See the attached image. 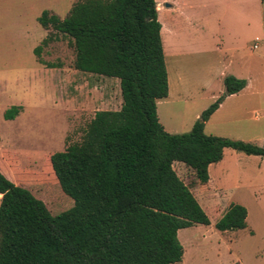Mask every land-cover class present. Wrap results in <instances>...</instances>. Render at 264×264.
<instances>
[{
  "label": "trees",
  "instance_id": "obj_1",
  "mask_svg": "<svg viewBox=\"0 0 264 264\" xmlns=\"http://www.w3.org/2000/svg\"><path fill=\"white\" fill-rule=\"evenodd\" d=\"M38 21L74 40L76 69L118 78L123 104L119 112L97 113L81 143L50 156L67 210L63 204L52 213L43 199L0 173V264L181 263L179 231L211 221L174 163L206 185L210 167L227 149L264 159V148L205 133L224 100L247 82L225 77L224 94L192 129L170 134L157 112L169 96V76L156 0H84L64 20L44 12ZM40 53L38 47L43 64ZM18 114L13 107L5 117ZM247 218V209L232 203L215 228L244 230Z\"/></svg>",
  "mask_w": 264,
  "mask_h": 264
},
{
  "label": "rangeland",
  "instance_id": "obj_2",
  "mask_svg": "<svg viewBox=\"0 0 264 264\" xmlns=\"http://www.w3.org/2000/svg\"><path fill=\"white\" fill-rule=\"evenodd\" d=\"M81 1L0 0V173L43 199L52 213L68 205L49 166L50 156L81 143L97 113L119 112L123 104L118 78L76 69L74 40L38 21L44 12L64 20ZM156 2L173 88L177 81L192 88L216 76L215 91L225 90L227 76L247 82L235 98L224 100L206 135L264 148V2ZM42 28L45 71L31 51ZM209 97L193 103L178 99L170 112L177 129L168 130L188 133L193 114ZM13 107L21 108L18 116L6 119ZM173 167L211 221L210 226L179 231L184 257L178 264H264V159L227 149L224 160L210 168L206 185L184 164ZM232 203L247 209V228L219 232L215 225Z\"/></svg>",
  "mask_w": 264,
  "mask_h": 264
},
{
  "label": "crops",
  "instance_id": "obj_3",
  "mask_svg": "<svg viewBox=\"0 0 264 264\" xmlns=\"http://www.w3.org/2000/svg\"><path fill=\"white\" fill-rule=\"evenodd\" d=\"M178 11L181 12L182 9H179ZM180 18H183V16ZM44 37H45V30L43 29V31H41V35H39V38L37 39L36 44H34L31 48V51L33 53H35V50L40 46V43L44 40ZM39 66L44 71L46 70L44 65L42 63H40V61H39ZM50 70H52V69H47V71H50ZM219 79L220 78H218V76H216V79L213 77H210V78L208 77V78L204 79L202 82L198 83L199 85H196V87L192 86V88L185 87V85L183 83L178 84V81H177V85L173 88L172 83L169 80V96L167 99L159 101L157 104L158 105V108H157L158 118H159L160 123L164 127V129L170 134H177V132H173V130H168V129H177L176 128L177 126H174L175 123L172 124L173 122H171L170 112H171V110H174L173 107L175 104H177L175 102H177L178 99H181V100L184 99L185 101H190L191 103H193L195 101L198 102L199 100H201L206 95H210L209 99L207 101H205L206 104L193 114L192 122H190V124L188 125V128L192 129L193 125L200 118L202 113L207 108L210 107L209 105H211L212 103H215L219 99V97L224 94L225 90H221V89H218L216 91L214 90L215 81H217ZM236 96L237 95L229 96L226 98V101L229 99L235 98ZM224 103L221 104L220 108L216 112H218L221 108H223ZM159 107L163 108L162 109L163 114L165 115V118H166V120H164L165 122L161 118ZM20 109L21 108H19V112H20ZM214 116H215V114L211 117L209 122L206 123L205 131L207 130V127L212 123ZM1 198H2V195H0V199Z\"/></svg>",
  "mask_w": 264,
  "mask_h": 264
},
{
  "label": "water",
  "instance_id": "obj_4",
  "mask_svg": "<svg viewBox=\"0 0 264 264\" xmlns=\"http://www.w3.org/2000/svg\"><path fill=\"white\" fill-rule=\"evenodd\" d=\"M169 6V5H168Z\"/></svg>",
  "mask_w": 264,
  "mask_h": 264
}]
</instances>
